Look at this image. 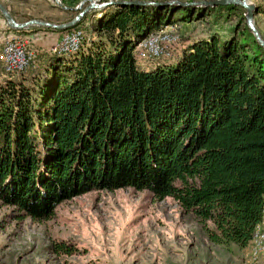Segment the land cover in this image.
I'll use <instances>...</instances> for the list:
<instances>
[{"label":"trees","instance_id":"trees-1","mask_svg":"<svg viewBox=\"0 0 264 264\" xmlns=\"http://www.w3.org/2000/svg\"><path fill=\"white\" fill-rule=\"evenodd\" d=\"M237 10L109 5L85 50L5 80L0 205L38 222L90 191L146 190L210 243L250 245L264 215V50L240 18L227 39L194 41L167 65L141 70L134 51L175 22Z\"/></svg>","mask_w":264,"mask_h":264},{"label":"rangeland","instance_id":"rangeland-1","mask_svg":"<svg viewBox=\"0 0 264 264\" xmlns=\"http://www.w3.org/2000/svg\"><path fill=\"white\" fill-rule=\"evenodd\" d=\"M0 1L8 6L18 23L33 19L55 25L70 21L88 3L87 0H57L59 5L53 0ZM248 2L256 8L253 24L264 41V0ZM97 11L83 15L77 27L61 30L41 26L21 30L8 28V38L0 40V86L7 79L23 78L27 70L41 74L44 64L54 53L66 55L78 49L85 50L91 41L97 40L91 31V25L98 18ZM218 14L205 12L197 20L175 22L150 35L141 42V49H137L135 66L150 70L167 65L190 43L206 40L211 35L222 41L229 37L230 29L239 24L240 18L244 25V10L234 11L229 18L225 13ZM68 35L71 37L66 40ZM175 36L178 40L167 55L144 53L152 39L167 37L172 40ZM157 43L161 48L167 47L166 42ZM8 49L10 52L21 49L26 53L22 56L24 66L6 63ZM259 225L263 230L264 222ZM54 245L68 246L70 255L56 253ZM251 245L252 242L238 249L232 244L210 243L194 217L183 213L170 198L156 200L146 190L90 191L60 203L50 218L38 222L12 207L0 205V264H264V242L257 257H253Z\"/></svg>","mask_w":264,"mask_h":264},{"label":"water","instance_id":"water-1","mask_svg":"<svg viewBox=\"0 0 264 264\" xmlns=\"http://www.w3.org/2000/svg\"><path fill=\"white\" fill-rule=\"evenodd\" d=\"M55 3L58 4L57 0H53ZM87 5L80 9V6L82 5L83 1L79 3L78 7L76 8L79 10L77 14L68 22L64 24H51L47 22H43L40 20H28L22 23L16 22L10 14L7 12V10L0 4V16L3 18L6 26L10 29H16L21 30L25 29L30 26H41V27H48L52 29H66L69 28L82 18L83 15H85L89 11L94 10H100L102 8H105L109 5H116V6H142V7H162V6H176V7H196V8H214L217 6H226V5H232V6H238L241 7L244 10L243 18H244V25L247 28V30L251 33L253 39L257 43L258 46H260L264 50V41L261 39L260 35L258 34L254 24H253V16L256 13L255 6L248 2V0H197V1H191V2H181L178 0H168V1H162V2H156V1H147V0H107L106 2H100L97 3V1L94 0H87ZM59 5V4H58Z\"/></svg>","mask_w":264,"mask_h":264},{"label":"bare ground","instance_id":"bare-ground-1","mask_svg":"<svg viewBox=\"0 0 264 264\" xmlns=\"http://www.w3.org/2000/svg\"><path fill=\"white\" fill-rule=\"evenodd\" d=\"M71 37V35L68 37V38H70ZM67 38V39H68ZM170 39L169 38H167V37H164V38H160V39H155V40H151L150 42H149V44H148V48H161V47H159V44L157 43V42H166V45H167V42L169 41ZM13 46V45H12ZM146 46V45H145ZM7 47V46H6ZM14 48V47H13ZM21 48V47H20ZM146 48V47H145ZM11 49V48H10ZM10 49H8V51L5 53L6 54V56H7V61H6V63L8 64V63H12V62H14L13 60H16V61H18L19 63V65L20 66H22L23 65V61H22V56H24V55H26V53H23L22 52V50L21 49H16V51L15 52H10L11 50ZM140 49H141V43H140ZM53 50H54V48H53ZM137 50V49H136ZM135 50V51H136ZM5 52V51H4ZM150 52H153L154 54H158V53H160V51H150ZM12 55H11V54ZM146 53V52H145ZM5 56V55H4ZM24 59H25V57H24ZM4 60V59H3ZM26 60V59H25ZM5 64V63H4ZM27 65V64H26ZM24 66V65H23ZM11 68V67H10ZM17 68V67H16ZM23 69V68H22ZM10 70V69H9ZM13 70V69H12ZM15 70V69H14ZM13 70V71H14ZM9 73V72H8ZM264 222V220H262V222L261 223H263ZM263 242H264V229L263 230H260V225H259V227L257 228V231H256V233H255V235H254V238H253V241H252V245L251 246H253V250H254V253H253V257H257V252L260 250V249H262V244H263ZM251 252H252V247H251Z\"/></svg>","mask_w":264,"mask_h":264},{"label":"built area","instance_id":"built-area-1","mask_svg":"<svg viewBox=\"0 0 264 264\" xmlns=\"http://www.w3.org/2000/svg\"><path fill=\"white\" fill-rule=\"evenodd\" d=\"M155 35V34H154ZM70 35H68V36H66V40H67V38L69 37ZM177 40H178V37L177 36H175V38L174 39H172V40H170L169 42H168V45H167V47H164V48H149L147 51H144V53L145 52H148V51H160V52H163L165 55H167V52L169 51V49H171V47L173 46V45H175V43L177 42ZM10 45V44H9ZM136 49H140V43L135 47V50ZM134 50V51H135ZM14 61V65H16V64H18L19 62L18 61H16V60H13Z\"/></svg>","mask_w":264,"mask_h":264},{"label":"crops","instance_id":"crops-1","mask_svg":"<svg viewBox=\"0 0 264 264\" xmlns=\"http://www.w3.org/2000/svg\"><path fill=\"white\" fill-rule=\"evenodd\" d=\"M0 3L3 5V3L1 1H0ZM4 7L8 10V13L10 14V16L15 20V17L9 11L8 6H4ZM8 33L10 34V32H8V27L6 26L4 20L1 19V16H0V40H3L5 37L8 38V36H9V35H7Z\"/></svg>","mask_w":264,"mask_h":264}]
</instances>
